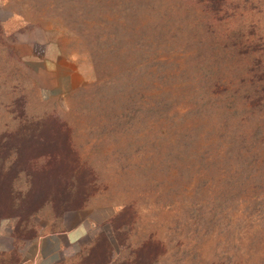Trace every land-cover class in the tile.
<instances>
[{"label": "rangeland", "instance_id": "374dc122", "mask_svg": "<svg viewBox=\"0 0 264 264\" xmlns=\"http://www.w3.org/2000/svg\"><path fill=\"white\" fill-rule=\"evenodd\" d=\"M174 3L0 0V125L55 114L96 177L60 218L0 219V264L62 233L76 241L63 264H264V173L232 149L235 119L209 86L220 76ZM58 173L13 181L39 190L24 206L61 190Z\"/></svg>", "mask_w": 264, "mask_h": 264}, {"label": "trees", "instance_id": "16d2710c", "mask_svg": "<svg viewBox=\"0 0 264 264\" xmlns=\"http://www.w3.org/2000/svg\"><path fill=\"white\" fill-rule=\"evenodd\" d=\"M174 2L172 10L189 20L199 39L203 38L201 53L220 76L212 77L209 83L213 104H223L225 114L235 119L237 142L233 140L232 149L247 158L245 168L256 172L254 179L258 180L264 173V0ZM20 162L24 168L0 188V219H26L40 215L45 208L60 218L66 211L81 207L94 192L96 177L83 169L71 127L55 114L17 115L0 125V182H6L10 168ZM41 168L45 172L57 170L59 175L55 176L64 185L55 192H40L38 204L24 206L39 190H32V183L13 181L21 176L33 178Z\"/></svg>", "mask_w": 264, "mask_h": 264}, {"label": "crops", "instance_id": "0c3cea01", "mask_svg": "<svg viewBox=\"0 0 264 264\" xmlns=\"http://www.w3.org/2000/svg\"><path fill=\"white\" fill-rule=\"evenodd\" d=\"M50 89L52 94L57 93L53 91L52 88ZM65 234L62 233L60 235V237L58 238L57 246L52 251L44 253L40 249L36 248L34 249L33 254L30 256V258H27L23 262V264H63L61 263V260L63 256L68 255L66 252L68 246L71 247L76 243L75 238L68 240V238L65 237Z\"/></svg>", "mask_w": 264, "mask_h": 264}]
</instances>
